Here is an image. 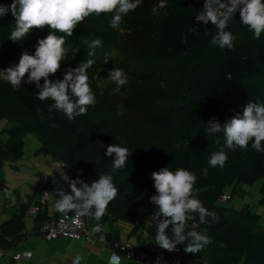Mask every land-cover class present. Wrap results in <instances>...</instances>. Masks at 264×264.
<instances>
[{
  "label": "trees",
  "instance_id": "obj_1",
  "mask_svg": "<svg viewBox=\"0 0 264 264\" xmlns=\"http://www.w3.org/2000/svg\"><path fill=\"white\" fill-rule=\"evenodd\" d=\"M203 2L166 0L168 9L162 17L150 13L144 15L141 31L154 38L156 44L140 46L133 53L138 71L160 73L163 67L176 71L170 83L177 94L173 101L181 104L185 100L187 103L186 108L177 111V121L173 120L180 104L170 107L174 112L166 108L169 113L166 116L157 115L153 120L155 129L145 134H140L132 123H123L117 130L109 119L95 118L90 107L85 114L69 120L62 112L50 113L48 107L52 101L36 99L38 90L34 84L26 83L27 78L19 91L0 81V166L7 159H21L25 154V133L35 131L41 137L37 152L51 153L68 167L71 178L79 176L90 183L101 173L112 175L119 191L103 218L131 222L130 234H137L148 221L152 223L149 228L151 236L156 234V225L151 219L156 210V206L150 203V197L156 194L151 174L166 166L173 170L186 168L196 174L195 187L201 189L199 199L209 211L216 213L219 222L208 217L209 223L200 224L197 215L194 221L198 225L196 230L206 231L212 243L195 255L185 253L183 244L178 245L182 248V260L187 264H264V226L255 220L257 214L219 200L228 187L233 193L245 195L241 185L253 184L262 177L259 202L264 204V153L252 149L250 143L247 150L227 151L225 166L213 168L208 164V158L218 146L215 137L206 134L207 124L213 118L223 124L236 113L242 114L250 100L264 103V33L257 40L253 32H242L237 13L226 29L236 36L234 48L221 49L211 44V36L206 34L204 24L195 20ZM11 3L12 0H0V4ZM110 16L88 17L77 26L72 37L66 38L67 55L76 65L93 59L95 63L88 74H98L100 78H107L111 68L97 64L114 45L121 46L127 41L124 34L108 27ZM130 17L131 12L122 23ZM14 23L11 12L0 17V68L18 63L31 35L46 37L50 31L49 27L34 29L25 39L13 42L8 37ZM192 27L197 30L190 32ZM207 28L215 32L211 23ZM95 39H100L102 45L94 49V56L89 57V44ZM62 78L61 70L52 77ZM164 100L163 91L153 87L139 89L131 96L132 108L136 112L162 110L165 106H159L158 102ZM138 139L143 142L138 143ZM126 140L130 141L126 166L113 171L112 157L106 155L107 147L111 144L125 147ZM205 168L208 169L206 177L202 175ZM34 197L38 206L35 220L43 221L50 216L45 208L43 210L46 202H42L37 194ZM18 200L19 215L6 219L1 225L0 244L6 242L8 235H14L16 242L28 234L23 217L29 203L21 198ZM194 222H188V230ZM168 232L171 235L170 228Z\"/></svg>",
  "mask_w": 264,
  "mask_h": 264
},
{
  "label": "clouds",
  "instance_id": "obj_2",
  "mask_svg": "<svg viewBox=\"0 0 264 264\" xmlns=\"http://www.w3.org/2000/svg\"><path fill=\"white\" fill-rule=\"evenodd\" d=\"M140 3L141 0H12L11 4H0V17L9 12L14 17L15 23L8 37L13 42L25 39L34 29L50 28L46 37L37 40L34 52L24 49L18 63L0 68V81L9 83L19 91L27 78L26 83L34 84L38 90L36 99L41 102L52 101L48 107L50 113L62 112L69 120L85 114L88 107L96 103L90 79L100 81L101 78L98 74L90 78L88 70L95 61L87 59L78 62L75 67H68L63 72L62 79H52L61 70L62 61L69 52L66 38L72 37L77 26L93 15L99 17L111 14L108 27L118 30L123 18L135 11ZM166 7V0H158L151 11L154 15H159L160 10ZM237 13L240 22L259 40L264 33V0H204L203 8L195 16V20L204 24L206 34L211 36V44L231 50L236 36L226 29ZM209 23L214 26V33L208 30ZM196 30L195 27L189 29L190 32ZM101 45L100 39L91 41L88 56H94V49ZM107 62L105 59V63ZM107 80L116 85L115 91H119L128 83V76L123 69L115 67L108 70ZM97 87L101 85L97 83ZM206 134L214 136L218 146V150L208 158V164L213 168L225 166L227 151H235L237 148L247 150L250 143L252 149L264 153V103L250 100L242 114L236 113L223 124L213 118L207 124ZM106 155L112 157V169L116 171L126 166L130 152L127 147L111 144L107 147ZM207 174L208 169H203L202 175L206 177ZM62 179L68 184L70 191L58 190L54 206L57 212L63 214L61 224L65 220H71L74 228L69 235L72 239H78L75 229L80 227L82 218L100 221L119 190L110 174L101 173L98 179L90 183L79 176L73 179L66 174ZM151 179L156 190V194L150 197V203L156 206L151 216L156 225L155 244L169 252L178 251L177 246L183 244L185 253H200L212 243V238L206 231L196 230L198 225L194 221L197 215L200 224L209 223L208 217L215 222H219V218L199 199L201 189L195 187L196 174L186 168L173 170L166 166L154 171ZM4 195L13 204L16 203L12 190L5 189ZM44 195L47 196L48 193L45 192ZM69 213L73 215L70 217ZM189 221L194 222L190 230ZM103 232V225L96 223L90 229L89 236L100 234L99 240L104 243ZM84 259V256L77 255L73 264H81ZM107 264H123V258L117 252H112L107 258Z\"/></svg>",
  "mask_w": 264,
  "mask_h": 264
},
{
  "label": "rangeland",
  "instance_id": "obj_3",
  "mask_svg": "<svg viewBox=\"0 0 264 264\" xmlns=\"http://www.w3.org/2000/svg\"><path fill=\"white\" fill-rule=\"evenodd\" d=\"M158 3V0H141L139 7L135 11L131 12L130 19L121 23L118 32L124 34L127 41L126 44L119 46L114 45L112 51L106 53L109 60L105 63V57L102 61L97 64L102 68H121L128 76V83L120 88L119 91H115L116 85L108 81L107 78H101L100 81L95 79H90V84L93 92L96 95V103L94 106H89L95 112V118H107L110 120L112 126L119 130L123 123H132L136 130L140 134L148 133L149 130L155 129L156 124L154 123V118L157 115L166 116L168 111L174 112L170 109L173 101L177 94L174 93V88L170 83L175 78V70L171 67H163L161 72L148 73L147 70L138 71V65L134 59V49L140 46H154L156 41L150 36H145L142 31V22L144 15L150 13L153 16L160 18L167 11V7L160 10L159 15H154L151 11L152 7ZM240 28L242 32L247 34L251 33L247 26L240 23ZM39 38L42 36L35 34L31 35L28 39L26 49L30 52H34V46ZM77 66L74 60L67 55L62 61L61 71L64 72L68 67ZM90 78L93 77L90 75ZM97 83L101 87H97ZM149 87L160 88L163 91L164 98L166 100L159 101V106H165L164 109L152 111H142L136 112L132 108L131 96L138 92L139 89H148ZM102 93V94H101ZM174 103H173V102ZM182 104V105H181ZM175 111V120L179 118L177 111L186 108V101L183 100ZM173 115V114H172ZM164 129V128H163ZM164 131H166L164 129ZM122 134V132H119ZM168 134V132H167ZM25 143V154L21 159L16 160H5L0 166V178L4 185H0V221L9 216V213L13 210L12 201L5 198L4 190L10 189L13 195L17 197L18 192L23 193L27 196L36 186L40 178V171L46 172L52 176V180L48 178L45 186L46 192L51 193L49 199L50 205H54L55 201L58 199V190L63 189L67 191L68 184L62 179L63 175H68L70 177L69 169L61 161L55 159L51 153L38 151L41 145V137L35 131H27L24 135ZM143 139V138H142ZM138 139V143H142L143 140ZM125 147L130 144L129 140L125 141ZM129 148V146H128ZM54 181V182H53ZM263 178L260 177L253 184L244 183L242 188L245 189V195L240 193H233L231 188L228 187L226 192L232 194L226 202L237 207L249 209L252 214H257L255 220H257L261 225L264 226V204L259 202L260 191L259 187L262 183ZM36 191V189H35ZM22 195V196H23ZM152 223L146 224V229L151 227Z\"/></svg>",
  "mask_w": 264,
  "mask_h": 264
},
{
  "label": "crops",
  "instance_id": "obj_4",
  "mask_svg": "<svg viewBox=\"0 0 264 264\" xmlns=\"http://www.w3.org/2000/svg\"><path fill=\"white\" fill-rule=\"evenodd\" d=\"M41 173L42 171H40V176ZM50 178L52 180L51 175H49V180ZM39 181L40 178L38 180V183ZM38 183L33 187V190L29 194H27V196H24L22 192L17 191L18 194L16 197V203H12L11 205L13 206V210L9 213L8 217L0 221V228L6 219L14 218V216L16 218L19 215V208L17 206L19 198L24 200L26 203H29V206L34 203V196L37 194ZM0 185H4V183L1 181V178ZM46 187L47 186L44 185L45 192ZM50 194L51 193H48V195L46 196V207H43V210L45 208L50 216L58 215L59 212L56 211L54 206L55 204L50 205L49 203L48 198H50ZM37 214L28 213L27 209L23 220L26 224V231L28 232V234L22 236L16 242H12V244L18 249L32 250L33 254L31 255V257L17 259L0 257V264H73V261L77 255L85 257V259L81 261V264H107V258L113 251L108 246H105L99 242L91 244L82 239H72L67 237H58L52 240H48L39 235L35 230L42 223V221L37 222L35 220ZM105 223V232L109 238H128L139 245H142L145 242V236L144 234H141L140 231L137 234H130L132 224L129 221L109 218L105 220ZM147 223L150 222L147 221L145 223V226ZM147 237H149L150 240L155 243V236H151L149 234L147 235ZM9 244L10 242L6 239V242L1 243L0 247L6 248L9 246ZM69 245L71 246L70 248ZM178 248L180 253H182V248ZM122 258L123 264H138L135 260L129 259L125 256H122Z\"/></svg>",
  "mask_w": 264,
  "mask_h": 264
},
{
  "label": "built area",
  "instance_id": "obj_5",
  "mask_svg": "<svg viewBox=\"0 0 264 264\" xmlns=\"http://www.w3.org/2000/svg\"><path fill=\"white\" fill-rule=\"evenodd\" d=\"M49 178V174L42 172L40 176V181L38 183L37 196L41 199L42 202H45L46 196L44 195L45 189L44 185ZM230 198L228 192H223L220 195L219 200L221 202H226ZM32 203L28 208V213L37 214L38 206L35 203ZM70 217L73 213L68 214ZM63 219V214L59 213L58 215L50 216L47 219L43 220L42 223L36 228V232L42 237L52 240L58 237H67L71 238L70 233H72L74 226L71 224V220H65L64 224H61ZM96 223L103 225L105 235L104 243H101L99 240L100 234H95L89 236L90 229L95 226ZM105 219L102 217L100 221H95L89 217H83L82 222L79 228H76L75 231L79 236L78 239H82L88 243H101L105 246H108L113 252H117L121 256H125L129 259L135 260L138 264H187L182 260L181 253L179 251L169 252L158 247L154 242L150 240L147 235L148 229L143 227L140 230L141 234L145 236V242L142 245L136 244L128 238H109L105 232ZM2 230L0 229V234ZM6 239L10 242L8 247H0V257L5 258H29L33 254V251L30 249H18L12 242L15 241L14 235H8ZM29 253L31 255H29Z\"/></svg>",
  "mask_w": 264,
  "mask_h": 264
}]
</instances>
